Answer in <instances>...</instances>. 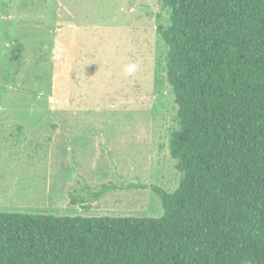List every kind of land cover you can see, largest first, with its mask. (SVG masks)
<instances>
[{
    "label": "rangeland",
    "instance_id": "1",
    "mask_svg": "<svg viewBox=\"0 0 264 264\" xmlns=\"http://www.w3.org/2000/svg\"><path fill=\"white\" fill-rule=\"evenodd\" d=\"M160 24L164 0H0V211L164 214L150 186L182 173Z\"/></svg>",
    "mask_w": 264,
    "mask_h": 264
},
{
    "label": "trees",
    "instance_id": "2",
    "mask_svg": "<svg viewBox=\"0 0 264 264\" xmlns=\"http://www.w3.org/2000/svg\"><path fill=\"white\" fill-rule=\"evenodd\" d=\"M164 6L182 173L173 192L150 186L164 214L0 211V264H264V0Z\"/></svg>",
    "mask_w": 264,
    "mask_h": 264
},
{
    "label": "clouds",
    "instance_id": "3",
    "mask_svg": "<svg viewBox=\"0 0 264 264\" xmlns=\"http://www.w3.org/2000/svg\"><path fill=\"white\" fill-rule=\"evenodd\" d=\"M135 65L134 64H129L124 67V72L126 75H130L135 71Z\"/></svg>",
    "mask_w": 264,
    "mask_h": 264
}]
</instances>
